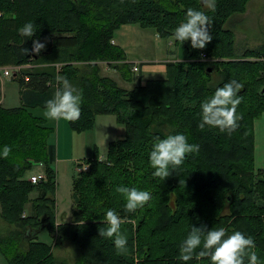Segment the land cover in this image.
<instances>
[{"label": "trees", "instance_id": "trees-1", "mask_svg": "<svg viewBox=\"0 0 264 264\" xmlns=\"http://www.w3.org/2000/svg\"><path fill=\"white\" fill-rule=\"evenodd\" d=\"M249 1L215 0L211 11L202 0H0V68H12L19 101L0 106V150L4 145L12 149L7 159L0 156V219L10 226L0 236V254L7 264H60L51 244L37 239L42 229L52 239L77 245L79 259L73 264H183L179 248L192 226L224 227L228 234L252 237L264 264V170L255 180L258 168L252 162V121L264 112V39L240 53L233 42V28ZM188 8L204 11L212 21L213 39L204 49L173 38ZM28 22L34 25L33 37L19 32ZM128 23L152 27L185 51L181 60L163 63L164 78L138 81L130 90L100 73L102 64L131 79L132 62L111 41L115 30ZM33 40L45 48L25 55ZM57 76L82 93L80 118L67 121L70 128L88 130L98 114L113 115L123 127L120 138L107 142L103 159L94 152L75 165L87 168L72 175L70 221L59 223L51 167L55 150L47 140L51 129L29 111L45 107L54 96L61 87ZM229 80L244 85L238 93L239 127L231 135L207 126L200 130L201 102ZM177 133L200 150L186 154L179 168L170 167L168 178L155 177L149 160L153 143ZM37 163L43 175L31 183L24 174ZM121 185L149 191L152 199L127 212L125 198L115 191ZM109 209L125 220L121 233L128 243L122 254L113 239L98 233L107 227ZM187 264L211 261L194 258Z\"/></svg>", "mask_w": 264, "mask_h": 264}, {"label": "rangeland", "instance_id": "rangeland-1", "mask_svg": "<svg viewBox=\"0 0 264 264\" xmlns=\"http://www.w3.org/2000/svg\"><path fill=\"white\" fill-rule=\"evenodd\" d=\"M263 39L264 0H250L241 14V22L233 28L234 45L238 50L237 52L240 53L243 48L257 47L263 42ZM39 41L41 42V40ZM111 41L122 46L126 59L132 62L131 79L128 81L122 79L115 69L106 68L102 64L100 65V73L111 78L119 87L126 90L136 86L138 81L144 83L145 80L142 82V79L149 80L158 71H164L160 76V78H164L166 73L162 65L163 62L181 60L185 55L184 49L175 44L171 37L163 38L157 35L152 27L141 26L137 23L121 24L113 33V40ZM200 57L201 55H199ZM206 57H209V55ZM161 61H163L162 64H159ZM0 80L1 90L4 93L3 105L6 107L8 105V107L17 106L19 101L16 82L7 77H1ZM29 111L33 115L42 118L45 125L51 129L47 140L52 142L51 144L56 149L55 160L51 164L55 173V221L56 223L60 221L68 222L71 213L70 189L72 175L87 168L84 163L78 167L75 165L83 159L91 157L94 152L97 154L98 159H103L106 154L107 142L121 137L122 127L116 123L113 115L98 114L95 116L94 124L90 129L76 131L69 127L67 120L57 121L47 118L44 114L45 107H33ZM252 131V162L254 167L258 168L257 171L253 170V177L257 180L260 175L262 176V170H264V112L252 121ZM82 166H85V169H82ZM43 171V165L35 164L25 172L24 176L28 178L30 174L43 175ZM31 195L29 194V197ZM134 222L132 220V223ZM8 226L0 219V236L6 234L10 227ZM37 239L51 244V253L57 263L73 264L79 259V249L69 239H52L45 229L37 234ZM0 264H7L1 254Z\"/></svg>", "mask_w": 264, "mask_h": 264}, {"label": "clouds", "instance_id": "clouds-1", "mask_svg": "<svg viewBox=\"0 0 264 264\" xmlns=\"http://www.w3.org/2000/svg\"><path fill=\"white\" fill-rule=\"evenodd\" d=\"M206 9L215 11V0H202ZM212 21L202 10L188 8L186 19L173 30V38L179 42L190 41L193 49H204L213 39L211 35ZM21 35L33 37L35 35L32 22L26 23L19 29ZM45 48V43L33 40L32 49H23L25 55L39 54ZM61 85L54 96L45 102V116L52 120L76 121L81 115L82 93L72 86L64 76H57ZM244 85L237 80H229L222 87H217L210 99L200 104L201 119L198 124L200 130L205 127L217 128L222 133L231 135L239 127L238 121L242 116L237 115V107L242 101L238 93ZM198 144H189L184 134L168 135L166 138L155 139L149 155L150 165L154 169L153 175L166 179L171 175L170 167L179 168L186 154L198 153ZM12 149L4 145L0 156L7 159ZM19 167V164L17 165ZM115 191L121 194L126 201L125 210L135 212L151 199L149 191L139 190L136 187L124 185L116 187ZM107 227L98 229L102 238L113 239L117 253L127 251V237L121 233V224L125 222L115 210H107L105 215ZM132 222V221H127ZM256 247L252 237H246L240 231L228 234L224 227L208 230L205 226H192L190 233L179 248V259L183 264L193 260L208 258L211 264H261L254 250ZM197 249H200L197 251Z\"/></svg>", "mask_w": 264, "mask_h": 264}, {"label": "crops", "instance_id": "crops-1", "mask_svg": "<svg viewBox=\"0 0 264 264\" xmlns=\"http://www.w3.org/2000/svg\"><path fill=\"white\" fill-rule=\"evenodd\" d=\"M114 44H116V45H118L117 43H114ZM118 46H120V45H118ZM121 48H122V46H120ZM123 49V48H122ZM124 50V49H123ZM171 60H173V59H171ZM167 61H170V60H167ZM162 62L163 61H161V63L159 62V64H162ZM164 62H166V61H164ZM163 62V63H164ZM163 65V64H162ZM163 67H164V65H163ZM2 70V68H0V71ZM140 70V69H139ZM141 73L143 72V71H140ZM162 72H164L163 70L162 71H158V72H155V74H153V77H150L149 79H158V78H160V76H161V74H163ZM158 75H159V77H158ZM1 77H7V78H11V75L10 76H4V75H0V78ZM12 80V79H11ZM146 81V79H142V82L143 81ZM144 81V82H145ZM0 83H1V80H0ZM141 84H143V83H141ZM17 95H18V88H17ZM3 101H4V93H3V91L1 90V84H0V106H2V107H6V106H4L3 105ZM9 106V105H8ZM7 106V107H8ZM13 107V106H12ZM121 127H122V125L121 124H119ZM122 130H123V127H122ZM123 134V133H122ZM122 136V135H121ZM120 138V137H119ZM118 139V138H117ZM111 140H113V139H111ZM110 141V140H109ZM49 142V141H48ZM49 143H52V142H49ZM54 150H55V152H56V149H55V146H54ZM55 160V159H54ZM37 164H39L40 165V163H37ZM31 175V174H30ZM30 194H32L31 196H30V198L31 197H33L34 196V192H31ZM27 209H28V205L26 206V208H25V211H27Z\"/></svg>", "mask_w": 264, "mask_h": 264}, {"label": "built area", "instance_id": "built-area-1", "mask_svg": "<svg viewBox=\"0 0 264 264\" xmlns=\"http://www.w3.org/2000/svg\"><path fill=\"white\" fill-rule=\"evenodd\" d=\"M201 58H204V56L201 55ZM0 74L4 75V76H10L12 74V68L11 67H4L0 71ZM82 169H85V166H82ZM41 177H42V175H30L28 177V179H29L30 182L33 183V182L39 180Z\"/></svg>", "mask_w": 264, "mask_h": 264}]
</instances>
